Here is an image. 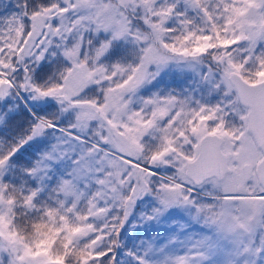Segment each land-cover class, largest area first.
<instances>
[{
	"label": "snow or ice",
	"instance_id": "obj_1",
	"mask_svg": "<svg viewBox=\"0 0 264 264\" xmlns=\"http://www.w3.org/2000/svg\"><path fill=\"white\" fill-rule=\"evenodd\" d=\"M0 264H264V0H0Z\"/></svg>",
	"mask_w": 264,
	"mask_h": 264
}]
</instances>
